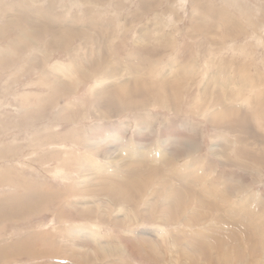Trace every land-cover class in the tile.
Wrapping results in <instances>:
<instances>
[{
	"label": "rangeland",
	"instance_id": "374dc122",
	"mask_svg": "<svg viewBox=\"0 0 264 264\" xmlns=\"http://www.w3.org/2000/svg\"><path fill=\"white\" fill-rule=\"evenodd\" d=\"M0 264H264V0H0Z\"/></svg>",
	"mask_w": 264,
	"mask_h": 264
}]
</instances>
